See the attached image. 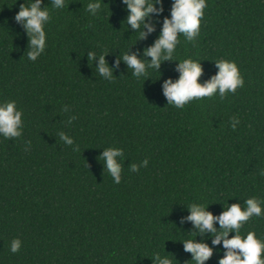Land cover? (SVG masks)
<instances>
[{
	"label": "trees",
	"instance_id": "1",
	"mask_svg": "<svg viewBox=\"0 0 264 264\" xmlns=\"http://www.w3.org/2000/svg\"><path fill=\"white\" fill-rule=\"evenodd\" d=\"M23 2L0 0V100H15L23 120L20 137L0 136V264H152L154 253L194 264L179 241L194 236L183 219L187 204H208L218 215L226 203L264 199V0H206L199 35L178 36L173 57L201 60L200 82L216 73L220 58L234 60L244 78L223 99H193L182 109L167 105L162 90L164 79L178 78L177 61L161 62L160 76L148 69L144 81L116 63L127 50L150 59L143 50L172 0L150 14L154 29H143V38L126 25L121 0H101L94 16L88 0H65L62 9L42 0L50 19L35 61L14 20ZM88 51H107L111 80L96 73ZM232 116L240 121L235 130ZM61 131L73 145L59 140ZM105 147L123 149L119 183L99 160ZM144 159L146 166L130 171ZM249 230L264 238V215L242 225V233ZM13 238L21 240L15 253ZM195 239L214 248L204 264H218L222 243L212 245L207 232Z\"/></svg>",
	"mask_w": 264,
	"mask_h": 264
},
{
	"label": "clouds",
	"instance_id": "2",
	"mask_svg": "<svg viewBox=\"0 0 264 264\" xmlns=\"http://www.w3.org/2000/svg\"><path fill=\"white\" fill-rule=\"evenodd\" d=\"M127 15L125 22L138 32L137 38H143L146 33L153 31L154 26L148 23V18L153 12L163 11L161 0H121ZM42 0H30L25 4V0L20 4L19 10L15 13L14 20L22 25L27 38L26 50L27 59L35 61L46 47L45 25L50 19L49 10L41 7ZM52 8L62 9L65 7V0H51ZM206 0H172L170 16L163 18L161 31L151 46L143 50L144 57L138 58L136 54H130L128 50L121 55L119 60H123L128 69H131L132 76L141 78L143 81L150 77L148 69H154L161 75L159 66L164 60L177 61L176 69L179 76L176 79L171 77L163 80L162 90L167 98V105H172L177 109H182L193 99L202 97H212L214 94L221 99L226 93H233L238 87L244 84V78L240 73L238 65L234 60L227 58L214 59L217 71L209 79L200 82L198 77L202 73L201 60L191 57L182 60L175 59L173 53L179 43L178 36L183 35L186 41H194L199 35L201 19L204 16ZM101 8V0H88L86 11L90 15L98 14ZM107 51L97 55L94 51H88L89 61H95V71L104 79L111 80L113 67H110L105 60ZM25 54V53H24ZM23 56V55H22ZM158 76V78H159ZM63 111H67L64 106ZM75 119L69 117L68 123ZM239 118L229 117V125L235 130L239 124ZM23 120L22 110L17 107L15 100H0V136L5 139L17 138L22 135ZM59 140L65 145H73V138L63 131L58 133ZM123 149L120 147H105L99 156L103 162L104 170L112 177L114 183L121 180L122 162L124 160ZM148 163L147 159L130 164V171H138L139 167H144ZM264 175V170L260 171ZM264 199L251 196L243 201L222 205V211L214 215L207 210V205L199 202H192L186 205L188 215L183 219L192 222L194 236L187 240H179L183 243L186 252L191 253V261L194 264H204L214 251V248L203 240L197 241L198 234L207 232L211 236V244L222 243L223 255L219 257L218 264H264V238L249 230L241 232L242 225L251 217L264 215L262 211ZM218 222L219 227H214L213 222ZM234 234L229 237V233ZM21 247V240L13 238L9 243V251L18 252ZM152 264H172V258L167 255L154 253L151 257Z\"/></svg>",
	"mask_w": 264,
	"mask_h": 264
}]
</instances>
